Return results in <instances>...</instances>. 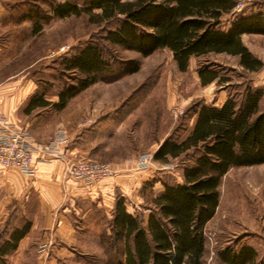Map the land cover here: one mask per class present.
<instances>
[{
  "label": "trees",
  "instance_id": "trees-1",
  "mask_svg": "<svg viewBox=\"0 0 264 264\" xmlns=\"http://www.w3.org/2000/svg\"><path fill=\"white\" fill-rule=\"evenodd\" d=\"M235 7V0H82L81 4L65 1L52 5V17L41 19L86 16L90 23L103 26L99 42L111 47L114 54L107 58L102 44L86 43L63 61L64 69L76 75L75 83L60 90L56 102L45 100V92L37 91L24 112L40 107L63 110L102 74L113 72L110 61L121 62L120 76L137 73L139 61L121 59L118 50L146 58L167 49L181 72L187 70L191 58L227 55L238 58L244 72H257L264 65L242 37L264 36V13L238 15L221 31L222 16ZM35 13L38 18V10ZM34 26L38 32L40 25ZM217 67L208 64L199 68L202 86L231 82L221 73L225 70ZM189 110L194 116L190 132L180 140H164L153 155L161 164L184 156L188 165L182 169V182L162 184L146 220L127 212L124 197L115 201L108 221L109 240L121 247L104 264H202L204 230L218 208L222 178L233 168L264 165L263 89L245 84L219 106L194 103ZM29 229L30 224L25 223L6 237L0 234V264H8V256ZM217 255L224 264H264L255 262V251L249 246L228 247Z\"/></svg>",
  "mask_w": 264,
  "mask_h": 264
},
{
  "label": "rangeland",
  "instance_id": "rangeland-1",
  "mask_svg": "<svg viewBox=\"0 0 264 264\" xmlns=\"http://www.w3.org/2000/svg\"><path fill=\"white\" fill-rule=\"evenodd\" d=\"M65 1L82 3V0H39L35 6L38 18L32 20V28L40 25L31 41L32 51L35 49L31 58L34 55L38 58L37 91H44L45 98L52 102L57 101L60 90L75 83L76 75L63 67L65 58L91 41L102 44L105 57L114 54L111 47L99 42L103 26L90 23L86 16L41 19L45 12H50V6ZM235 1V10L221 18L218 27L221 31H226L238 15L264 13V0ZM27 38L24 34L23 42ZM242 41L264 65V36H243ZM117 55L123 60H138L139 71L120 76L121 62L110 61L113 72L102 74L97 83L71 99L63 110L48 112L46 123L36 126L34 135L38 143L47 144L62 129L68 137L69 148L81 151H76L82 157L76 160L110 163L117 171L124 166L135 170L140 157L151 155L147 180L127 198L128 210L146 220L152 200L163 190L162 184L181 183L182 169L188 165L184 156L166 164L155 162L153 155L159 145L169 138L180 140L190 132L194 116L189 109L194 103L219 106L245 84L264 90V66L257 72L247 73L238 66V58L210 54L191 58L187 70L181 72L167 49L146 58L119 50ZM208 64L223 68L225 71L221 73L229 76L231 82L202 86L198 70ZM219 190L218 208L204 230L206 250L202 264H224L218 252L242 246L255 251L256 263L264 261V165L229 170ZM99 227L103 252L98 259L85 264H104L121 247L109 240L108 220L99 221Z\"/></svg>",
  "mask_w": 264,
  "mask_h": 264
},
{
  "label": "crops",
  "instance_id": "crops-1",
  "mask_svg": "<svg viewBox=\"0 0 264 264\" xmlns=\"http://www.w3.org/2000/svg\"><path fill=\"white\" fill-rule=\"evenodd\" d=\"M38 1L0 0V117L28 129L34 140H38L35 127L46 123L48 112L52 114L50 107H40L29 114L24 112L38 90V58L36 55L31 58V53L35 54L31 41L38 33L32 28V20L37 19ZM45 15L52 17L51 11ZM24 34L28 38L23 42ZM36 144L42 143L36 141ZM76 151L81 152L69 145L66 147L67 162L82 158ZM147 178L148 169L133 170L124 166L112 177L86 184L68 177L65 162L57 159L37 161L33 177L13 168H0L1 236L30 224L28 233L8 256V264L95 261L103 252L99 221L104 218L110 221L118 198L124 197L127 207V198ZM127 212L131 213L128 207ZM42 245L45 251L39 253Z\"/></svg>",
  "mask_w": 264,
  "mask_h": 264
},
{
  "label": "built area",
  "instance_id": "built-area-1",
  "mask_svg": "<svg viewBox=\"0 0 264 264\" xmlns=\"http://www.w3.org/2000/svg\"><path fill=\"white\" fill-rule=\"evenodd\" d=\"M66 133L59 129L47 144H36L28 129L11 123L0 117V168H13L21 174L33 177L37 161L49 162L61 160L65 162V174L86 184H96L105 178L112 177L116 169L110 163L96 160L79 159L73 163L66 161L65 149L68 146ZM152 163V156L145 155L136 162V170H145ZM45 245L39 247L43 253Z\"/></svg>",
  "mask_w": 264,
  "mask_h": 264
}]
</instances>
